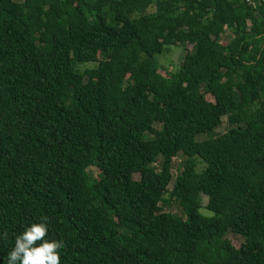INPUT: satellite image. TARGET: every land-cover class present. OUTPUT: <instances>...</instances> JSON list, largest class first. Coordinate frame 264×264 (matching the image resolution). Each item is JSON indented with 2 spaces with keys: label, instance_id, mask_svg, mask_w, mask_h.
Instances as JSON below:
<instances>
[{
  "label": "trees",
  "instance_id": "16d2710c",
  "mask_svg": "<svg viewBox=\"0 0 264 264\" xmlns=\"http://www.w3.org/2000/svg\"><path fill=\"white\" fill-rule=\"evenodd\" d=\"M253 2L0 0V264L42 219L64 242L61 264H264V1ZM185 44L161 75L158 57Z\"/></svg>",
  "mask_w": 264,
  "mask_h": 264
},
{
  "label": "rangeland",
  "instance_id": "374dc122",
  "mask_svg": "<svg viewBox=\"0 0 264 264\" xmlns=\"http://www.w3.org/2000/svg\"><path fill=\"white\" fill-rule=\"evenodd\" d=\"M149 12L153 11V8L148 9ZM232 38V34L228 29L225 30L224 34L221 36L220 42L225 44ZM191 50V46L189 44L181 45V46H173L170 48L169 51L163 53L158 57L160 69L159 73L163 76H169V74L175 73L177 68L182 63L186 53ZM95 64L93 63H87L84 65L79 66V69L81 71L94 67ZM205 98L209 102H213V97H211L209 94L205 95ZM157 129L159 128V125L155 126ZM227 125H226V118L222 117V124L217 128V133H223L226 131ZM185 161V157L180 155L174 160V167H173V181L175 180L176 176L181 171V164ZM88 175L92 179L98 180L101 177L100 171L95 167H89L87 169ZM138 179L139 177L136 176ZM208 198L205 195H201L200 198V212L204 215H211V213L206 210ZM166 211L171 213L179 214L180 216H183V210L180 207V205L177 202H172L169 207L166 208ZM228 240L232 243L234 247H239L242 242V237L236 233L229 232L227 234Z\"/></svg>",
  "mask_w": 264,
  "mask_h": 264
},
{
  "label": "clouds",
  "instance_id": "9594fccd",
  "mask_svg": "<svg viewBox=\"0 0 264 264\" xmlns=\"http://www.w3.org/2000/svg\"><path fill=\"white\" fill-rule=\"evenodd\" d=\"M45 220L33 223L15 237V245L8 252L7 264H61L63 240L47 239Z\"/></svg>",
  "mask_w": 264,
  "mask_h": 264
},
{
  "label": "built area",
  "instance_id": "2783aa9c",
  "mask_svg": "<svg viewBox=\"0 0 264 264\" xmlns=\"http://www.w3.org/2000/svg\"><path fill=\"white\" fill-rule=\"evenodd\" d=\"M246 1H248L252 5V7H255V3L253 2V0H246ZM262 1H264V0H262Z\"/></svg>",
  "mask_w": 264,
  "mask_h": 264
}]
</instances>
